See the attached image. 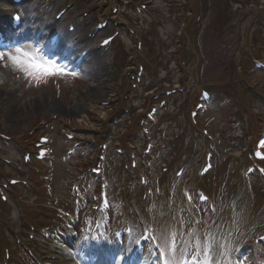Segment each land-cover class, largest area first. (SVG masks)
<instances>
[{"label":"rangeland","instance_id":"rangeland-1","mask_svg":"<svg viewBox=\"0 0 264 264\" xmlns=\"http://www.w3.org/2000/svg\"><path fill=\"white\" fill-rule=\"evenodd\" d=\"M135 1L142 3L151 2L152 4H150V6L155 9L160 8V15L165 14L166 18L169 17L167 15V0ZM196 3L199 4L198 2ZM199 5H202V7H206L207 10H203V23L200 28L193 29L191 37L192 41L198 45L199 51L197 52L199 54V57L205 60V68L200 78V81L204 83L212 82L221 75L223 69L231 60L233 53L238 50L240 44L244 45L242 43V40L250 38L249 33L252 32V27L255 29L258 23L264 22V14L257 17V12L252 13L247 9H242L238 13L246 15V18L242 20L241 16H239V18L238 16H235L228 20L222 17L223 10L226 8L225 4L220 2L216 4L215 0H202V3H200ZM147 17L149 19V22H151L152 19L150 17V14ZM191 18H195V15H191ZM93 19L94 18L90 16L85 20L84 24L91 25L94 22ZM165 23L169 32L174 33L175 25L173 21L168 20L165 21ZM149 36L151 35L148 33L145 35V38H147L148 40ZM149 41L151 43L157 42L156 38L153 36H151ZM93 62L97 64L96 68L92 67L91 69L93 75L87 76L84 81H80L76 84L75 87L69 90H65L64 86L58 87V85L61 84L52 79H47L46 81L40 83H36L33 81L30 84L28 81L29 78L25 76V82L22 85H16L15 91H10L7 87L1 85L0 108H4L0 113V125L2 130L11 133L18 132L17 134L24 133L32 124H34L32 123L34 119H39L41 121L43 119L51 117L53 113H57L60 116L58 121H56V123L54 124L55 126L64 127L66 123H72L73 126H79L81 124H84L86 121L88 122L87 113H89L90 111L100 112L99 110L100 107H102V103L109 101V99H111V97L113 96L111 94L109 86V79L112 76L111 65H109L106 60H104L105 63L102 62L97 56L93 58ZM230 67L231 65L227 66L226 69H229ZM226 69L224 70L222 75L227 72ZM17 72L20 71H17L16 69L13 71V75L16 77ZM262 77H264V74L260 73L255 77V80L257 81ZM194 81L196 86L197 80ZM155 82H157V80H155ZM193 84L194 82L191 83V86H193ZM13 94L16 99L9 103L10 97ZM38 98H44L45 100L37 103L36 101ZM6 103L8 104V106H5ZM37 104L38 106H35ZM232 109L233 108H231L230 105H227L220 111H217L215 109L212 110L210 116H213L215 120L213 123H211L210 126L213 129L221 130L223 122H228L229 113L233 111ZM16 110L19 111V115L17 114L12 116ZM181 118L183 122H186L183 114ZM238 134H240L239 130L237 131V135ZM226 145L228 144L226 143ZM14 150V155L17 156V145H15ZM56 167L58 169H64L65 165L57 162ZM225 175L226 169L224 167H221L213 178L215 179L216 177ZM233 176L238 177L236 178V181H239V174L234 173L230 175L229 182L234 183V181L232 180ZM61 179L62 178L56 177V189L61 195H65ZM254 192L258 202L263 203L264 192L261 191V188H255ZM248 201L249 197L245 195L243 208L248 215H251V210L248 211V209L246 208Z\"/></svg>","mask_w":264,"mask_h":264},{"label":"snow or ice","instance_id":"snow-or-ice-1","mask_svg":"<svg viewBox=\"0 0 264 264\" xmlns=\"http://www.w3.org/2000/svg\"><path fill=\"white\" fill-rule=\"evenodd\" d=\"M5 58L14 69L20 71L25 77L36 83L57 76H76V73L66 72L62 68L57 67L54 63L43 60L36 52H28L20 48L15 49V54L0 52V60H4Z\"/></svg>","mask_w":264,"mask_h":264},{"label":"bare ground","instance_id":"bare-ground-1","mask_svg":"<svg viewBox=\"0 0 264 264\" xmlns=\"http://www.w3.org/2000/svg\"><path fill=\"white\" fill-rule=\"evenodd\" d=\"M45 98H46V97H45ZM43 100H45V99H44V98H38L36 102L39 103V102H41V101H43ZM35 106H38V104L35 105ZM35 106H34V107H35ZM17 114L19 115V111H18V110H16V111L13 113L12 116L17 115Z\"/></svg>","mask_w":264,"mask_h":264}]
</instances>
